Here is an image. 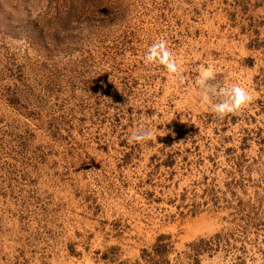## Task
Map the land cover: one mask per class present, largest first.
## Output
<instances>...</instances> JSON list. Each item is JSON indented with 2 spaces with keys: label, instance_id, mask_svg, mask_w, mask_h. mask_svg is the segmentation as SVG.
<instances>
[{
  "label": "rangeland",
  "instance_id": "obj_1",
  "mask_svg": "<svg viewBox=\"0 0 264 264\" xmlns=\"http://www.w3.org/2000/svg\"><path fill=\"white\" fill-rule=\"evenodd\" d=\"M0 264H264V0H0Z\"/></svg>",
  "mask_w": 264,
  "mask_h": 264
},
{
  "label": "clouds",
  "instance_id": "obj_2",
  "mask_svg": "<svg viewBox=\"0 0 264 264\" xmlns=\"http://www.w3.org/2000/svg\"><path fill=\"white\" fill-rule=\"evenodd\" d=\"M147 64L162 65L173 79H180L183 71L182 65L176 56L169 49L165 39L154 41L148 48L144 56ZM216 73L213 68L208 67L200 71L197 85L203 89L205 95L203 99L206 103L210 97H217L218 102L210 103V110L218 117H224L235 113L249 104L252 95L249 89L239 83L225 84L213 83ZM153 138V131L148 128H140L130 137L129 142H144Z\"/></svg>",
  "mask_w": 264,
  "mask_h": 264
}]
</instances>
